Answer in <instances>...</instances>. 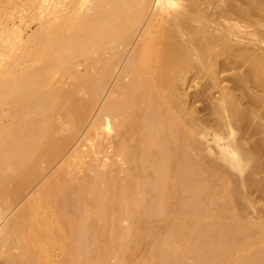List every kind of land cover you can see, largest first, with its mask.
Instances as JSON below:
<instances>
[{"label": "rangeland", "instance_id": "374dc122", "mask_svg": "<svg viewBox=\"0 0 264 264\" xmlns=\"http://www.w3.org/2000/svg\"><path fill=\"white\" fill-rule=\"evenodd\" d=\"M152 1L0 0V127L19 120L25 103L33 123L52 126L55 142L53 149L39 158L27 184L23 182L26 178L15 179L10 187L18 186L16 191L8 188L5 198L2 190L5 216L9 220L18 213L57 168L74 156L78 157L77 180L90 179L93 166L102 167L115 185L132 176L142 177L115 152L121 141L131 148L137 141L122 131L107 130L108 115L95 123L103 105L128 85L124 69L140 45L146 44L150 47L148 65L162 64L170 73L164 84L170 110L181 126L192 132L195 142L188 141L200 143L199 150L188 145V152L195 148L192 153L197 156L200 152H195L203 150L195 161L191 153L190 161L214 191L222 189L223 199L212 205V214L224 211L226 219L234 218L239 226L236 229L241 227L246 236L254 238L249 239L263 254L264 75L257 80L251 68L254 60L264 61V0H175L177 5L167 18L154 14ZM148 3L153 6L150 10ZM156 18L158 21H153ZM179 49L183 50L180 54ZM174 52L178 59L175 66ZM29 77H34L31 80L37 87L42 86L37 91L44 96L37 94L40 99H35L34 95L29 104L24 99L21 105L18 93L28 86ZM41 81L44 85H37ZM39 106H44L45 113H37ZM20 181L24 185L19 188ZM173 201L166 218L138 220L136 236L126 245L125 264L146 256L154 239L177 229L184 218L179 210L183 208ZM110 211L115 212L112 207ZM131 225L123 219L119 223L122 229ZM93 230L103 231L105 237L118 231L100 224ZM182 232L178 235L183 237ZM240 232L235 237L244 234ZM231 235V242L241 238ZM103 240L99 239L96 250L101 249ZM235 242L237 248L229 250L231 258L227 255L230 259L243 254ZM52 256L58 257L53 258L54 264H63L58 251Z\"/></svg>", "mask_w": 264, "mask_h": 264}, {"label": "bare ground", "instance_id": "6f19581e", "mask_svg": "<svg viewBox=\"0 0 264 264\" xmlns=\"http://www.w3.org/2000/svg\"><path fill=\"white\" fill-rule=\"evenodd\" d=\"M151 1L149 0L150 3ZM147 2L148 0L146 4ZM152 2L156 10L154 14H159L161 18H167L169 11L177 5L175 0ZM151 6L148 7L149 10ZM155 20L157 18L153 19ZM175 52L173 66L178 64ZM138 53L128 61L124 69L129 76L128 85L124 89L122 86V90H118L103 105L95 124L98 125L108 115L112 122L107 118L110 121L106 124L107 130L113 128L114 131H122L128 138L137 141L132 148L121 141L115 152L118 157L126 158L142 177L132 176L126 183L115 185L102 167L93 166V176L90 179L77 180L75 174L78 157L74 156L61 164L51 179L41 185L25 201L21 210L7 220L8 214L3 210L5 201L2 198L9 194L8 188L16 191L18 186L10 187L14 185L15 179L18 181L26 178L22 180L27 184V178L39 158L51 151L55 143H52V126L45 122L33 123V115L27 110V104L22 103L25 99L29 104L30 97L31 100L38 99L41 95L38 88L42 86L37 87L35 80H31L34 77H29L30 83H26L28 86L18 93V96H22L20 104L24 108L19 111L20 119L0 127V195L2 190L5 194L1 195L2 198L0 196V222L6 220L5 223L3 221L4 224L0 223V263L54 264L53 258L57 260L58 257L55 258L52 254L53 251H58L63 264H125L123 256L126 245L136 236L138 220L164 218L167 210H170L171 201L177 198L173 202L183 208V211L179 210L184 220L181 219L177 229L170 231L167 236L154 239L150 252L134 264H263L262 253L255 250L252 242L254 238L246 236L247 233L241 227L237 229L244 234L235 237L238 231L234 218L229 220L228 217L227 220L224 211H219L220 214L216 216L212 214L211 207L223 199L222 189H219L220 192L214 191L213 186L199 177L192 164L198 154L203 153L202 148V151L195 152H200L197 156L193 154L195 148H192L193 160L189 159V146L193 145L196 150L201 146L198 140L196 144L193 143L192 132L181 126L178 117L169 108L164 84L171 78L170 73L162 64L154 67L148 65L146 57L150 54V47L146 44L140 45ZM263 68L264 61L254 60L252 76L257 80L261 79L264 75ZM45 79L44 77L42 81ZM42 81L36 84L39 85ZM43 94L44 92L41 96ZM36 111L41 115L46 110L44 106H39ZM187 152L190 155L186 156ZM21 181L18 185L22 186L25 182ZM185 191L188 197L184 195ZM110 207L115 210L114 213H111ZM168 214L169 211L166 215ZM120 219L131 221V227L122 229L119 226ZM96 224L117 228V234L105 237L103 231L95 233L93 226ZM180 231L185 232L183 237L181 233L178 235ZM148 232L149 229L145 231L146 234ZM230 235H234L236 239L241 238L231 242ZM243 237L245 240H242ZM103 238L101 249L96 250L95 245ZM235 241L243 254L230 259V251L233 247L237 248ZM251 252L255 256L250 255Z\"/></svg>", "mask_w": 264, "mask_h": 264}]
</instances>
